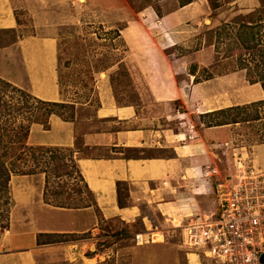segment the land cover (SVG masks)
I'll list each match as a JSON object with an SVG mask.
<instances>
[{
	"label": "crops",
	"instance_id": "1",
	"mask_svg": "<svg viewBox=\"0 0 264 264\" xmlns=\"http://www.w3.org/2000/svg\"><path fill=\"white\" fill-rule=\"evenodd\" d=\"M73 1L0 0V34H13L22 29L18 13L29 18L35 31V34L16 36L12 42L0 45L2 80L41 101L63 102L58 82L56 36L60 26L80 21V13ZM86 2H92V5L88 3L84 7L94 12L119 7L118 0ZM211 13L207 0H194L161 15L152 8L140 12L136 20L128 23L122 31V38L129 49L126 61L131 65L128 71L138 93V103L118 104L107 76L96 80L95 107L91 106V101L73 103L72 119L63 120L52 115L47 129L40 124L30 127L28 143L32 146L74 149L76 141H79L85 151L103 153L81 155L74 150L78 168L104 220H118L125 225L140 222L149 233L147 236L161 231L158 227L166 230L173 228V220L182 218L185 221L189 216L213 211L216 202L210 185L213 179L202 176V169L211 165L212 161L203 138L217 136L218 133L223 135L228 126L204 128L201 132L190 129L177 132L170 129L169 123L177 118L179 125H185L189 113L175 115L165 111L159 116L144 115L148 103L163 106L180 100L188 111L201 113L203 110L204 114L264 99L262 88L254 84L250 85L254 94L243 103L240 84L234 83V75L195 83V77L187 72L194 55L174 54V47L182 42L190 29L188 24H194L203 17L208 19ZM209 19L211 22L212 19ZM131 27L134 31L128 33ZM145 27L153 32L154 38L147 35ZM141 29L146 37L140 34ZM112 72L114 69H110L108 74ZM178 75L182 79L178 80ZM135 77L137 79L133 81ZM214 87L216 95L213 102L209 90ZM143 89H146L147 95ZM210 103L214 106H208ZM87 109L93 111L88 113ZM117 183L127 188L123 206L118 204ZM73 215L74 218L65 223V228L54 230L45 224H36L35 229L29 231L26 223L21 227L12 223L6 231L8 235L0 236V264H40L42 257L43 264L99 263L100 257L96 254L86 255L94 251L88 240L47 246L37 244L39 235H81L97 225L91 208L75 211ZM56 252L61 257H56ZM190 255L194 254H185L188 264H191ZM197 258L196 264L199 262ZM145 260L137 257L132 264H143ZM164 262L163 256H153L146 263Z\"/></svg>",
	"mask_w": 264,
	"mask_h": 264
},
{
	"label": "rangeland",
	"instance_id": "2",
	"mask_svg": "<svg viewBox=\"0 0 264 264\" xmlns=\"http://www.w3.org/2000/svg\"><path fill=\"white\" fill-rule=\"evenodd\" d=\"M86 1H73L75 3L74 6H77L76 9L80 13V21L76 22V24L69 22L60 26L56 36L58 47V82L60 93L64 99L59 104L68 105V108L51 109L53 110L52 112L56 113L63 120L73 116L74 107L73 109L70 108L73 103L91 101V106L95 107L96 100L94 93L96 80L104 79L107 76H109V82L114 89V95L118 104H137L138 93L132 84L131 73L128 71L131 65L128 60L126 61L129 49L124 42V38H122V31L128 23L136 20L140 12L148 8H152L156 14L161 15L162 12H171L179 6L193 2L194 0H118L119 7H114L111 11L97 12L86 9L84 7L86 4L90 3L92 5V2ZM207 1L212 12L209 17L212 19L211 22L209 18L203 17L202 20L196 21L194 24H188L190 29L182 39V42L174 47V54L177 56L181 54L194 55L187 67V72L190 74V71L193 69L195 71L194 77L199 82L234 75L236 77L234 83L240 84L239 93L244 103L251 94H254V89L246 81L245 71L238 68L239 62L236 57L238 49L235 33L241 22L248 23L257 17V15L252 16V13L254 10L260 8L264 0ZM66 11L69 15L68 10ZM258 14L263 16V13ZM18 19L21 26H23L22 29L13 34H0V45L12 42L16 36L22 37L35 34L29 18L22 13H18ZM145 30L150 38H154L153 32H150L149 28L145 27ZM259 30V35L264 36V26ZM133 31L132 27L127 30L128 33H133ZM145 32L141 29L140 34H145ZM110 69H114V72L109 75ZM238 75L239 79H237ZM134 79L133 81H136L137 78L135 77ZM177 79H182V76L178 75ZM256 86L258 87L260 84L256 83ZM139 90L142 89L139 88ZM143 90L145 95H147L146 89ZM25 92L30 94L27 91ZM209 93L213 97L210 100L213 101L216 95L215 87L210 88ZM7 95L10 100L14 101L10 98L12 93ZM193 105L196 106V103ZM208 106L212 107L214 104L210 103ZM38 108H40L39 113L46 116V111L40 106H37ZM195 109L198 108L195 107ZM222 109L227 108L218 110ZM86 111L90 113L93 110L87 109ZM165 111H171L170 114L175 115L181 112L189 113V120L185 121V125H179L177 118H173L175 120L169 123L170 129L177 132L188 129L201 132L209 120L202 116L205 114H203V110H201V113L190 112L180 100L163 106L148 103L147 109H144V115L151 116L155 114V116H159ZM216 118L222 119L219 116H216ZM44 120L48 121L47 118ZM227 126L222 133L223 135L218 133L217 136L203 138L207 153L212 160L211 165L208 166L216 168L218 174L225 177L233 173L234 162L237 156L244 161L250 162V165L264 170V120ZM193 135H191L192 138H194ZM196 137L197 135L195 134ZM80 153L81 155L92 154L91 156L103 155L102 152L90 153L82 148L80 149ZM212 179L213 181H211L210 185L213 187L216 178L215 180L214 178ZM57 183L60 184V187H57ZM73 184H77L81 192L79 198L81 200L77 198L78 195L76 193H72L71 195L74 198L72 204H76L78 208H61L64 210H60L43 202L42 194L45 185L43 175L27 177L13 175L10 179L11 204L9 228L12 223L16 227L24 226L26 223L29 231L35 229L33 227L36 224L39 226L45 224L52 230L60 227L65 228V223H69L72 217L74 218L73 213L75 211L91 208L97 218V225L92 227L90 232L81 235L75 234V237L71 238H58L56 236L57 233L44 234L37 237V244L47 246L50 244L66 243L63 241L83 237L85 239L68 241V243H77L83 240L90 241L94 251L93 253L88 252L86 255L92 256L96 254L97 257L99 256L100 260L97 264H132L133 261H136L137 257L146 259L143 264H147L146 262L148 261L149 263L153 256H163L164 261H166L163 264H188L185 254L189 252L183 246L181 229L176 228L182 221V218L172 219L173 228L166 230V228L161 229V227H158L161 231H154V234L146 236L149 233L145 231L140 222L125 225L118 220H104L96 207L94 195L90 194L89 190L86 191L84 182L77 176L76 172L71 178L51 181L49 190L55 189L57 192L64 190L61 193L67 195ZM65 194L60 196L59 199L64 198ZM7 230L1 231L0 236H7ZM56 241L60 242L54 243ZM55 254L56 257H61L59 252ZM194 255H190L191 264H196V256ZM40 259V264H43L42 260L44 258ZM197 263L211 264L210 261L202 258H199V262Z\"/></svg>",
	"mask_w": 264,
	"mask_h": 264
},
{
	"label": "trees",
	"instance_id": "3",
	"mask_svg": "<svg viewBox=\"0 0 264 264\" xmlns=\"http://www.w3.org/2000/svg\"><path fill=\"white\" fill-rule=\"evenodd\" d=\"M258 9H261L258 11ZM253 11L252 16H256L248 23L241 22L236 30L235 39L237 43L239 69L245 71L246 81L251 84L259 83L264 93V39L259 35V29L264 26V3L260 8ZM258 13H263V16ZM258 29V30H256ZM194 70L190 74L194 75ZM194 82L199 81L194 79ZM8 98L7 94H11ZM16 97V98H15ZM37 106L46 111V116L39 113ZM51 108H68V105L41 101L31 94H27L10 83L0 79V232L9 228L10 213V179L16 176H44V191L42 199L44 204L55 208L75 209L76 204H72V193L80 198V189L77 184H73L70 192L61 193L55 189L49 190L51 181H60L63 178H71L76 172L77 176L84 182L86 191L88 187L78 168L77 159L74 156L75 149L80 153L82 148L79 141H76L75 148H59L52 146H32L28 143L30 127L33 124H40L45 129L48 128V121L51 115H57ZM73 109V105L70 106ZM58 116V115H57ZM209 119L205 128H214L238 123H248L264 120V99L242 106H235L218 111H212L202 115ZM216 116L221 117L216 118ZM73 116L66 118L72 119ZM84 149V148H82ZM86 150V149H84ZM81 154V153H80ZM57 187L60 184L57 183ZM118 204L123 206L125 185L117 183ZM92 193L90 190L88 191ZM65 197L60 198L64 195ZM76 195V196H77ZM81 200V199H79ZM78 200V201H79ZM76 201V200H75ZM40 236V235H39ZM58 238H71L75 234H57ZM85 239L83 237L75 240ZM56 241L54 243H58ZM62 242V241H61Z\"/></svg>",
	"mask_w": 264,
	"mask_h": 264
},
{
	"label": "built area",
	"instance_id": "4",
	"mask_svg": "<svg viewBox=\"0 0 264 264\" xmlns=\"http://www.w3.org/2000/svg\"><path fill=\"white\" fill-rule=\"evenodd\" d=\"M202 176L216 178L215 207L176 227L183 246L211 264H264V170L236 156L232 174L205 166Z\"/></svg>",
	"mask_w": 264,
	"mask_h": 264
}]
</instances>
